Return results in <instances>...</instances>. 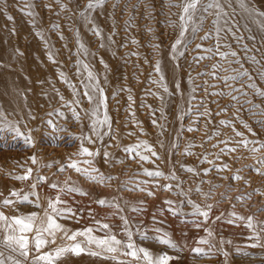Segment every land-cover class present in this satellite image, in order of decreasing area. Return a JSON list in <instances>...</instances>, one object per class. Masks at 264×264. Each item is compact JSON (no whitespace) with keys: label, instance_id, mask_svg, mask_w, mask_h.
Here are the masks:
<instances>
[{"label":"rangeland","instance_id":"obj_1","mask_svg":"<svg viewBox=\"0 0 264 264\" xmlns=\"http://www.w3.org/2000/svg\"><path fill=\"white\" fill-rule=\"evenodd\" d=\"M86 2L61 0L67 5V8H62L57 0H0V111L25 135L33 138V145L30 146L22 137H15L7 129L0 131V192L7 196L12 190L28 191L32 180L18 181L13 177L23 175L31 167L33 177H47V182L38 185L35 190L40 195L41 203H46V197L54 194L55 190L49 187L52 182L62 184L67 180L88 193L63 197L75 213L74 217L61 218V223L68 229L82 230L93 226L94 218L104 220L111 215L106 222L112 226L115 234L123 238L120 219L123 215L129 218L135 242L154 255L167 252L172 257L170 264H264V239L260 246L253 247L254 241L249 238L251 230L246 229L243 222L228 223L229 219H234L229 215L232 211L245 217L253 216L256 222H264V211L261 210L264 209V177L256 174L251 167L255 163L253 154L235 144L240 139L235 136L236 131L242 132L245 139L264 142V124L258 123L264 120V116L259 115L264 110V97L244 87L247 96L235 93L241 99L234 108L231 97L211 94L228 90L221 80L203 75L205 71H213L211 65L220 58L215 56L212 60L205 59L198 63L193 58L203 54V49H196V44L212 47L215 43L214 10L209 13L198 11L197 16L205 17L203 31L198 34L189 31L185 37L189 46L182 49L185 54L174 60L171 45L178 29L169 24L170 21H177L181 9L170 7V0H107L102 7L89 13L91 23L79 15ZM175 2L179 3L180 0ZM222 3L228 13V24L224 25L221 21V25L231 28L244 39L237 43L231 33L222 31L220 42L230 44L231 50L238 52L243 68L250 73L249 82L264 90V79L260 77V72L264 71V31L256 22L261 19L259 14L264 13V0H247L252 15L243 12L235 3L228 7V0H222ZM29 11L34 15H28ZM93 28L99 29L102 38L94 34ZM209 31L213 32L212 39L202 41L200 37ZM81 44L84 45L83 50ZM241 44H247L252 52L245 53ZM84 50L88 55L83 54ZM78 52L81 54L78 55ZM50 54L54 59H49ZM248 55L256 56L260 63L247 60ZM232 59L229 57L220 62L226 69L240 68V65L229 63ZM78 61L91 65L108 97L113 133L104 136L102 141L86 145L90 150L100 151L101 155L94 158L93 166L105 176L113 177L107 185L89 181L72 169L58 171L72 160L84 159L77 155L80 142L76 137L89 129V121L84 114L90 105L83 95L84 89L80 83L83 76L78 74L82 69L78 67ZM157 62L160 73L154 70ZM61 73L76 86L79 97L74 96L72 88L61 79ZM161 74L168 88L167 93L160 85L152 83V80H159ZM234 87L240 88L241 84L235 83ZM61 96L66 101L80 100V104L73 105L81 113L80 123L72 117ZM161 96L162 100L159 98ZM245 100L251 103L245 104ZM224 108H227L226 112L222 111ZM56 109L64 112V115L49 117L48 113ZM205 109L208 115L198 117V112ZM249 109H254L256 115ZM48 119H52L56 129L47 124ZM197 119L199 122L193 125ZM222 120L229 121L232 126L221 124ZM241 121L248 124L251 131ZM190 126L197 130L188 131ZM138 140H147L154 146L159 156L152 158L154 163L139 162L133 159L134 154L123 151L125 146ZM222 140H228V147H237V151L225 152L217 159L220 149L225 147L220 143ZM189 144L192 145L190 150L193 155L185 154ZM104 151L110 152L111 157L105 158ZM32 156L37 159L35 165L31 162ZM205 156L213 163L205 162ZM225 164L228 165L227 169L216 170ZM142 167L158 168L165 174L174 171L179 181L159 178V184L172 183L175 186L179 182L186 192L192 190L189 196L196 203L201 206L213 205L207 224L197 228L185 222L191 219L190 216H172L167 210L161 213V209L168 207L165 200L179 203L183 199L177 195L178 189L175 187L172 191H166L163 187L154 188L150 183L146 187L154 192L152 196L147 195L146 191L131 190L134 183L151 179L136 175ZM189 167L195 168L199 175L186 172L185 169ZM205 169L211 171L205 174ZM235 174L243 179L235 181L232 179ZM125 183H128V189L122 187ZM198 187L202 192H196ZM205 193L209 194L208 198ZM225 196L228 199H224ZM237 197L243 199L238 200ZM29 199L34 200L35 197L30 196ZM99 199L110 202L115 199L124 211L112 215L115 210L100 206L96 202ZM141 201L144 211L133 213L128 205ZM16 207L22 214L40 211L34 203L27 201ZM6 211L12 214V210ZM183 211L187 214L191 208L185 205ZM218 216L221 219H216ZM155 228L167 232L177 244V249L158 243ZM205 228L213 231L210 242L215 247L198 245V240L208 235ZM141 234L147 238L142 239ZM261 235L264 237V233ZM221 240L225 243H221ZM196 246L203 247L208 254L197 256L191 251ZM60 264L114 262L84 252L80 255L68 254Z\"/></svg>","mask_w":264,"mask_h":264},{"label":"snow or ice","instance_id":"obj_2","mask_svg":"<svg viewBox=\"0 0 264 264\" xmlns=\"http://www.w3.org/2000/svg\"><path fill=\"white\" fill-rule=\"evenodd\" d=\"M107 0H87L84 7L79 11V15L82 19L91 23L89 13L97 8L102 7ZM57 3H60L62 8H67V5L61 3V0H57ZM235 3L239 8L247 13L252 15L253 12L249 8L247 0H228V7H232V4ZM170 7L180 8L181 11L178 14L177 21H170L169 26L177 28V36L174 43L171 45V52L173 54V59L183 56V48L188 47L189 45L185 42V37L189 31L193 33H199L203 31V21L205 17L197 16L198 11H203L204 13H209L214 10L215 19L213 21V28L215 32V43L212 47H204L203 44H196V49H203V54L198 57H194L195 62H200L205 59L212 60L215 56H219L220 60L217 63L212 64L211 68L213 71H205L203 75H211L223 83L227 91L221 90L219 92H213L212 95H220L222 97H231V100L234 102L232 107L240 102L241 97L235 93H241L243 96H247V93L243 91L244 87L253 89L256 93L264 97V90L258 89L255 83L249 82L251 80L250 73L243 68L241 60L238 58V52L231 50L230 44H221V32L227 31L231 33L232 38L240 43L244 38L243 36H238L231 28H224L221 25L223 21L224 25L228 24L226 17L228 13L225 11V5L222 3V0H180L179 3H176L175 0H170ZM28 15H34L31 11L27 13ZM259 16L261 19L256 21L259 25L261 31H264V13H260ZM11 19V17H9ZM200 21L199 23L197 21ZM58 27V26H54ZM93 32L96 36L102 38V34L97 28H93ZM38 35H40L38 33ZM213 32H206L203 36L200 37L202 41H208L212 39ZM43 39V36L41 35ZM254 40V37H250ZM136 43V41H133ZM80 48L83 50L84 45L81 44ZM241 48L245 53L252 52V49L248 47L247 44H241ZM221 49H229L228 51H223ZM78 55L81 53L78 52ZM83 54L88 55L87 51L84 50ZM229 57L233 59L229 63H234L240 65V68H231L226 69L220 61L228 60ZM49 59H54L50 54ZM247 60L253 62L254 64H259L260 61L257 60L256 56L248 55ZM78 67L82 69L78 74L83 76V79L80 83L83 85V95L87 98V101L90 105V108L85 112V117L89 121V129L87 132H82L76 138L78 139L79 148L77 155L83 157L84 159L76 161L72 160L66 165L61 166L58 171L64 172L66 169H72L76 173L81 174L87 180L94 183H102L107 185L113 177L105 176L103 173H100L99 169L94 167V158L101 155L99 150H90L86 145L94 144L97 140L102 141L104 136L110 135L113 133L112 120L108 114V97L105 93V90L100 85L99 77L92 69L91 65L84 61H78ZM155 72L160 73L159 62L155 65ZM230 72L229 75H218V73ZM261 79H264V71L260 72ZM246 78H248L246 80ZM61 79L68 84L73 90V95L79 97L80 92L77 91L76 86L70 83L63 73H61ZM163 75H160L159 80H152L153 84H158L163 89L165 93L168 92V88L163 83ZM235 83H240L241 87H234ZM213 87H217L214 85ZM195 91V89H194ZM161 100L163 97H159ZM132 97L129 96V100ZM195 99V97H193ZM61 100L64 101L65 107L68 108L72 113V117L77 123L82 121V116L79 111L73 105L80 104L79 99L72 101L64 100V97L61 96ZM245 104H250L251 101H244ZM189 111H192L189 109ZM222 111H227V108L222 109ZM253 112V115H256L254 109H249ZM54 114L60 116L64 115V112L59 111L58 109L53 112L48 113L49 117H52ZM134 115V114H133ZM208 115V110L205 109L203 112H198V117H204ZM259 115L264 116V110H262ZM199 120H194L193 125L197 124ZM155 123V121H154ZM223 125L232 126L229 121H221ZM245 128H249L248 124L241 121ZM258 123L264 124V120H259ZM47 124L53 129H56V125L53 123L52 119L47 120ZM8 131L15 134V137H22L26 144L30 146L33 145V138L30 135H25L19 126L15 123H12L8 120L7 116L0 111V131ZM197 128L190 126L188 131H196ZM63 131V129H60ZM249 131L251 129L249 128ZM129 135H133L130 133ZM219 135V133H215ZM235 136L240 137L238 141H235L239 147L248 149L250 153L253 154L252 158L254 160L253 167L254 172L262 177H264V142L256 140H248L244 138L242 132L236 131ZM95 137V139H94ZM220 143L225 145L224 148L220 149V152L217 154V159L220 158L225 152L235 153L237 147H228V140H222ZM252 145V147H249ZM258 145V146H257ZM192 147L191 144L185 148L186 155H193L194 153L190 150ZM218 147V145H214ZM123 151L128 154H134L133 159H138L139 162L154 163L153 157L159 158L158 153L155 151L153 145L149 144L147 140H138L132 145L125 146ZM261 154L257 156L256 154ZM105 158H110L111 153L108 151L103 152ZM32 164H37V159L35 156L31 158ZM204 161L207 163H213V161L208 160L205 156ZM123 163V161H120ZM51 167V165H47ZM228 168V165L225 164L222 167H217V171H223ZM186 172L199 175L195 168H186ZM211 169H205L204 172L207 174ZM239 171V170H238ZM136 175H143L151 179L141 180L138 183L133 184L131 190H139L141 192L146 191L147 195L152 196L154 192L148 190L146 187L150 183L152 187L159 188L163 187L166 191H172L174 187L178 189L177 195L182 197L177 203L171 199L165 200L164 203L168 206L167 209H161V213L167 210L172 216H190V220H186V223H190L193 226L199 228L203 225H206L210 219V213L213 205L206 204L201 206L196 203L193 199L190 198L189 192L192 190L189 189L186 192L178 182L175 186L172 183H167L163 186L159 184V178H163L167 181H179V178L176 176L174 171H170L168 174H165L163 171L156 169L143 168ZM18 181H29L33 182L28 185V191L21 190H12L10 193L5 196L4 193L0 192V264H60L62 258L68 254L80 255L81 253L87 252L92 256L102 257L103 259L111 260L114 264H170L172 257L167 253L163 252L161 254L154 255L150 250L145 247L139 246L134 239V231L130 227V221L127 216H120V219L123 224L122 228V237H119L113 232L112 226L106 221L111 219V215L106 216L104 220L93 219V226L85 227L82 230H71L68 229L63 223H61V218H68L69 216L74 217L75 213L71 207L67 206V201L63 199L65 195H71L73 193L79 194L81 196L87 195L81 187L76 186L74 183L69 181H64L62 184L57 182H52L49 187L54 191V194L46 197V203L40 202V195L35 191L38 185L46 183L47 177L37 175L33 177V169L31 167L25 170L23 175H17L13 177ZM232 179L235 181H240L243 179L239 174H235ZM140 185H145L141 187ZM124 189H128V183L122 185ZM196 192H202V189L199 187L196 189ZM208 198L209 194H204ZM264 195V193H262ZM35 197L34 200L29 198ZM248 198H251V193L248 194ZM228 199V197H224ZM238 200L243 199V197H237ZM34 203L36 208L40 211H33L30 214H22L19 212V209L16 207L18 204L23 202ZM102 207H110L115 211L112 215L122 213L124 208L119 202L115 199L113 201H108L106 199H99L96 201ZM142 201L136 205H128L133 213H141L144 211L142 207ZM187 205L191 208V211L187 214L184 213L183 208ZM234 207V206H233ZM6 210H12V214H8ZM264 211V209H261ZM234 219H229L228 223H235L236 221H241L244 224L246 229L251 230L250 239L254 241L252 244L253 247L260 246L261 240L264 239L261 233H264V222L254 221L253 216H242L238 215L235 211L229 213ZM155 220V216L153 217ZM216 219H221V217H216ZM138 231V229H137ZM154 231L158 234L156 239L158 243L166 245L169 248L177 249V244L171 239L170 235L167 232H163L160 228H155ZM207 231V237H202L198 240V245H207L209 248L215 247L211 244L210 238L214 236L213 231L210 228H205ZM102 233V234H101ZM141 238H147L146 235L141 234ZM59 241V243H58ZM221 243L225 241L221 240ZM231 243V241H227ZM193 253L197 256H206L208 253L201 246H196L191 249ZM7 253V254H6ZM226 254V253H225Z\"/></svg>","mask_w":264,"mask_h":264}]
</instances>
